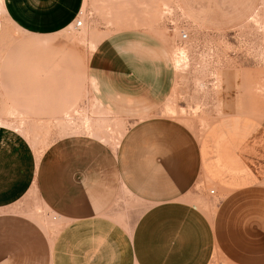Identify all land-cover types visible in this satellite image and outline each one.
I'll return each instance as SVG.
<instances>
[{"label":"crops","instance_id":"obj_1","mask_svg":"<svg viewBox=\"0 0 264 264\" xmlns=\"http://www.w3.org/2000/svg\"><path fill=\"white\" fill-rule=\"evenodd\" d=\"M85 1L3 0L10 22L44 37L47 52L18 105L5 107L1 70L0 111L47 125L86 90L109 117L100 120L112 119L120 134L103 141L80 124L55 137L52 129L31 135L0 125V264H264V122L244 113L263 109L257 75L221 72L216 95L227 113L191 129L164 112L177 80L170 47L127 29L88 52L57 101L49 47L63 46L52 37L75 23ZM177 1L194 25L218 31L264 5ZM37 206L60 224L47 225Z\"/></svg>","mask_w":264,"mask_h":264},{"label":"rangeland","instance_id":"obj_2","mask_svg":"<svg viewBox=\"0 0 264 264\" xmlns=\"http://www.w3.org/2000/svg\"><path fill=\"white\" fill-rule=\"evenodd\" d=\"M78 18L83 20V26L76 28L75 23L70 25L52 37L55 45L63 46L59 49L49 47V50L53 48V90L57 101L60 99L58 94L65 86L76 83L80 72L77 67L81 68L82 73L88 52L94 51L101 40L120 30L142 29L162 37L170 47L177 80L172 96L165 103L167 116L201 131L227 113L220 110L222 101L216 95L221 85L220 73L226 71L231 77L257 75L252 86L258 93L261 91L263 109L244 113L255 115L264 122V5L237 26L221 31H205L194 25L182 12L177 0H86ZM182 28H188L192 33L185 46L179 42ZM44 39L18 30L7 18L3 0H0V72L3 69L6 82L2 87L5 107L17 101L14 99H17L18 93L27 92L33 86L40 74V66L44 69L47 52L42 41ZM60 49L62 57L57 55ZM61 61L68 70L63 72L56 68ZM13 104L18 105V101ZM11 111H0V125L31 135L52 129L55 137L67 128V124L75 127L80 124L103 141L118 139L120 134L111 118L100 120L109 117H103V113L97 110L86 90L81 98L62 111L55 112L50 123H47L51 124L49 127L39 122L32 123L33 118L26 112ZM36 210L45 217L47 225L60 224L56 213L39 206Z\"/></svg>","mask_w":264,"mask_h":264},{"label":"built area","instance_id":"obj_3","mask_svg":"<svg viewBox=\"0 0 264 264\" xmlns=\"http://www.w3.org/2000/svg\"><path fill=\"white\" fill-rule=\"evenodd\" d=\"M82 26H83V20H81L80 18H77V20L75 21V27L76 28H81ZM191 35H192V33L188 30V28H182V29H180V37H179L180 44H182L184 46L186 44H188ZM211 193H214V189L211 190Z\"/></svg>","mask_w":264,"mask_h":264}]
</instances>
